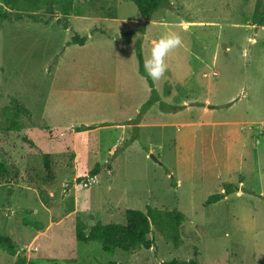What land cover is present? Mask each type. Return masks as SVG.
I'll use <instances>...</instances> for the list:
<instances>
[{
	"label": "rangeland",
	"instance_id": "rangeland-1",
	"mask_svg": "<svg viewBox=\"0 0 264 264\" xmlns=\"http://www.w3.org/2000/svg\"><path fill=\"white\" fill-rule=\"evenodd\" d=\"M4 1L0 163L14 177L0 184V237L38 264H163L195 249L199 264H264V0H170L151 19L129 0ZM169 33L181 44L136 124L152 88L135 45L145 60ZM12 100L27 110L20 132ZM148 206L185 216L179 248L157 228L151 250L76 240L78 219L113 231ZM16 261L0 249V264Z\"/></svg>",
	"mask_w": 264,
	"mask_h": 264
},
{
	"label": "trees",
	"instance_id": "trees-1",
	"mask_svg": "<svg viewBox=\"0 0 264 264\" xmlns=\"http://www.w3.org/2000/svg\"><path fill=\"white\" fill-rule=\"evenodd\" d=\"M133 2L144 19H151L154 14L160 9L171 8L170 0H129ZM7 4L15 3V0H5ZM12 2V3H11ZM2 19H8L7 15H0ZM258 26H264V7L259 16ZM73 44L84 46L86 39L79 36L72 38ZM141 41H137L135 45L136 55L139 64V73L148 80L150 87L152 88V94L150 99L141 107L140 115L136 119V124L141 120V117L156 103L159 101V95L154 87L152 79L147 78L144 72L143 62L144 55L142 50ZM164 110L167 107L162 106ZM180 107H172L168 110H179ZM6 122L10 124L11 129L20 132L23 129V125H16V122L21 116L27 113V110L20 105L16 100H12L11 106L5 108ZM90 128L81 127L79 131H86ZM101 173V165L97 164L95 168L89 173V178H95ZM13 172L5 165L0 163V184L12 179ZM232 185H229L227 191L224 194H217L211 196L207 204L213 205L225 199L226 196L232 194ZM125 223L118 225L113 231H110L108 227L98 224L91 229L90 233H87L88 226L80 219L76 223V240L83 244H97L101 250L108 255H114L117 251H123L126 253L134 252L140 249L151 250L155 241L150 238V235L154 228L160 229L166 241L172 243L175 248H179L182 243L181 228L185 220V216L177 211L158 210L150 206L147 207L146 212L129 209L124 215ZM118 236V238H117ZM0 249L6 252L12 257H16L17 264H38L35 261H29L26 257L20 255L17 251L16 245L13 239L9 236L0 237ZM199 251L194 250V258L191 260H172L164 262L163 264H199L197 258ZM105 264H123L118 262H108Z\"/></svg>",
	"mask_w": 264,
	"mask_h": 264
},
{
	"label": "clouds",
	"instance_id": "clouds-1",
	"mask_svg": "<svg viewBox=\"0 0 264 264\" xmlns=\"http://www.w3.org/2000/svg\"><path fill=\"white\" fill-rule=\"evenodd\" d=\"M180 44L181 38L175 33L163 35L151 42L149 55L143 62L147 78L158 81L164 77L168 68L166 57L172 49H175Z\"/></svg>",
	"mask_w": 264,
	"mask_h": 264
}]
</instances>
